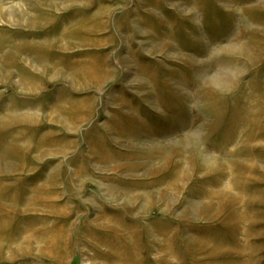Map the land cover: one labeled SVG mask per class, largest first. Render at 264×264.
<instances>
[{"label": "rangeland", "instance_id": "1", "mask_svg": "<svg viewBox=\"0 0 264 264\" xmlns=\"http://www.w3.org/2000/svg\"><path fill=\"white\" fill-rule=\"evenodd\" d=\"M0 264H264V0H0Z\"/></svg>", "mask_w": 264, "mask_h": 264}]
</instances>
